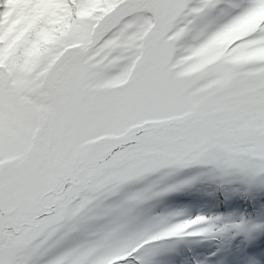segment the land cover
<instances>
[{
	"label": "snow or ice",
	"instance_id": "6c2138e0",
	"mask_svg": "<svg viewBox=\"0 0 264 264\" xmlns=\"http://www.w3.org/2000/svg\"><path fill=\"white\" fill-rule=\"evenodd\" d=\"M0 264H264V0H0Z\"/></svg>",
	"mask_w": 264,
	"mask_h": 264
}]
</instances>
